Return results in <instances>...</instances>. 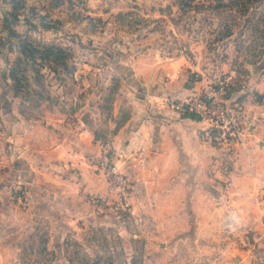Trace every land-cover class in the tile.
Returning <instances> with one entry per match:
<instances>
[{
	"label": "rangeland",
	"instance_id": "1",
	"mask_svg": "<svg viewBox=\"0 0 264 264\" xmlns=\"http://www.w3.org/2000/svg\"><path fill=\"white\" fill-rule=\"evenodd\" d=\"M172 80L176 97L164 103L201 123L203 140L242 144L241 102L247 95L264 102V0H0V132L18 114L83 115L93 143L111 145L120 162L116 103H124L123 123ZM184 85L201 90L181 99ZM245 91L232 107L228 98ZM215 98L222 121L215 130L211 120L173 107L203 101L212 110ZM146 147L138 148L141 169ZM17 174L3 187L0 173V196L9 192L8 201L0 198L8 264H264V215L206 219L192 202L185 212L178 196L156 194L161 188L152 196L131 180L123 202L107 184L87 196L88 212L83 202L70 212L49 187ZM96 195L107 203L94 202Z\"/></svg>",
	"mask_w": 264,
	"mask_h": 264
},
{
	"label": "crops",
	"instance_id": "2",
	"mask_svg": "<svg viewBox=\"0 0 264 264\" xmlns=\"http://www.w3.org/2000/svg\"><path fill=\"white\" fill-rule=\"evenodd\" d=\"M157 79L155 76L151 83ZM172 82L163 94L150 97L149 105L138 106L123 123L120 115L124 103H116L114 127L120 126L114 135V147L125 156L116 161L120 171L137 188L146 186L152 196L156 193L152 191L160 188L156 194L162 192L165 198L178 196L180 210L184 207L185 212L187 203L192 202L193 208L204 212L206 219L237 217L243 222L247 218L262 219L264 102H257L251 95L243 101L247 91L238 94L235 91L228 98L234 108L243 101L240 117L248 128L243 143L228 149L203 140L201 123L183 118L166 106L167 98L176 97L170 89L175 85ZM182 87L181 99L195 96L201 90L198 86ZM16 116L18 120L6 121L0 132L3 187L11 185L10 176L17 171L20 182L39 186L40 190L49 187L56 201L66 203L68 211L83 202L82 208L88 212L87 196L104 190L107 183L93 171L101 153L100 143H93V134L83 115L75 117L58 110L48 120ZM143 144L148 149L141 161L146 166L141 169L138 148ZM92 154L95 156L91 160ZM8 194L6 190V196H0L3 203L8 201ZM0 264H8L2 251Z\"/></svg>",
	"mask_w": 264,
	"mask_h": 264
},
{
	"label": "built area",
	"instance_id": "3",
	"mask_svg": "<svg viewBox=\"0 0 264 264\" xmlns=\"http://www.w3.org/2000/svg\"><path fill=\"white\" fill-rule=\"evenodd\" d=\"M216 100H217L216 98L213 99V101H215V105H214L215 108H213L212 110L208 108L203 101H198L192 104L181 103V104L173 105V107L179 110L180 112L194 113L199 117H203V118H207L208 120H211V122L214 124L213 125L214 127L212 129L215 130V128H217L222 122L217 117V112L221 107V105ZM100 146H101L100 147L101 155L100 157H98V159L95 162L96 170L107 181L109 191L117 195L118 201L123 202L124 196H126L127 191L129 189L128 177L127 175H125L120 171V168L114 159V151L111 145L101 143ZM144 151L145 150L143 149L142 152ZM107 200L108 199L106 197L100 195L99 196L96 195L93 197V201L97 203H102V202L107 203Z\"/></svg>",
	"mask_w": 264,
	"mask_h": 264
},
{
	"label": "trees",
	"instance_id": "4",
	"mask_svg": "<svg viewBox=\"0 0 264 264\" xmlns=\"http://www.w3.org/2000/svg\"><path fill=\"white\" fill-rule=\"evenodd\" d=\"M71 261V260H70ZM71 264H73V262L71 261ZM108 264H112V263H108Z\"/></svg>",
	"mask_w": 264,
	"mask_h": 264
}]
</instances>
